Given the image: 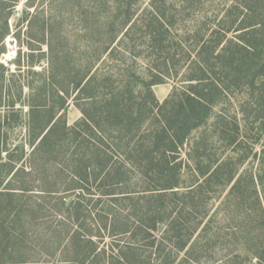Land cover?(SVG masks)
<instances>
[{"label":"rangeland","instance_id":"rangeland-1","mask_svg":"<svg viewBox=\"0 0 264 264\" xmlns=\"http://www.w3.org/2000/svg\"><path fill=\"white\" fill-rule=\"evenodd\" d=\"M258 1H251L256 13L264 9V0ZM249 2L0 0V264L257 263L250 253L264 247L257 205H249V196L243 205L245 197H234L243 174L257 176L264 168V96L258 97L256 84L226 88L207 120L191 131L177 158L176 195L158 197V175L146 171L133 154L145 144L140 132L149 129L156 101L187 83L184 76L193 62L187 49L193 45L195 27H203L201 33L208 37L223 17L238 8L244 15L243 5ZM129 16L131 22L124 26ZM157 20L169 28L163 31L164 48L150 46L144 28ZM172 56L179 61L170 76L154 68ZM122 69L147 80L159 71L163 78L151 86L155 103L149 98V114L142 123L133 114L130 131L99 140L80 123L78 105L85 100L78 98L73 81L94 71L117 87ZM210 74L225 82V74ZM107 87L99 88L100 96ZM62 88L68 91L63 92L66 108L57 116L64 123L59 128L69 131L57 133L54 149L36 151L37 141H28L61 105ZM139 97L129 95L124 109L134 113ZM218 115L225 119L222 139L214 124ZM196 140L204 148L202 162L226 160L230 176L224 173L206 186L187 154ZM115 141L126 144L124 154L114 148ZM84 167L87 173L76 180L75 172ZM93 169L95 174L102 170L97 177L88 176ZM257 191L262 194L259 184ZM75 251L84 253L81 260H75ZM192 255L199 260L188 261Z\"/></svg>","mask_w":264,"mask_h":264},{"label":"trees","instance_id":"trees-1","mask_svg":"<svg viewBox=\"0 0 264 264\" xmlns=\"http://www.w3.org/2000/svg\"><path fill=\"white\" fill-rule=\"evenodd\" d=\"M251 1L259 2L258 0H250L249 3L244 4L243 8L246 12L244 15L239 14L243 9L239 10L237 7V13L227 15L234 18L227 19V16H225L220 19L218 27L212 29L208 37L202 35L203 27L199 28L198 25L195 27L191 41L193 45L190 49H187L188 55L192 54L193 60L189 68V74L184 76L187 83L181 90L174 88L160 103L158 101L155 103L154 95L151 92V86L162 81L163 76L159 71H153L154 73L152 72L148 76L149 80H147L146 78H141L136 71L127 74L122 69L123 81L117 87L109 85L110 78H98L94 71L87 74V77H85V73L84 76L73 81L74 91L77 92L78 98L85 100L84 105H78L83 114V119L80 120V123L87 126L89 134L96 132L99 136L95 137L99 140H105L104 136L106 135L108 139H111L108 134L120 135L130 131L129 125L133 114L138 118L135 120L142 123L143 119H146L149 114L147 111L148 100L149 98L153 99L156 111L154 112L151 125L146 132H140L141 135L139 136L141 137L139 139L140 142L145 144L139 149L137 148L140 150L137 154H133L137 155L135 158L146 167V171L150 169L158 175L157 180L159 183L155 186V189L159 191L158 197L170 194L176 195L175 192L177 190L175 188H178L180 184L176 175L177 170L181 166L180 161L177 160L180 149L191 131L200 127L207 120L211 109L220 99V95L226 92V88L239 86V84L253 87L256 84V94L259 98L264 96V9L256 13ZM130 19L131 16L125 19L124 26L131 22ZM157 22L154 25L150 21L144 28L151 36L150 46L156 48L157 45H160L164 48L163 44L166 39L163 36V31L167 27L165 28L158 20ZM233 32L234 36L228 37V34ZM183 39L184 37H182ZM177 43L182 44L181 40ZM218 47L220 49L217 51ZM176 61L179 60H175V56H172L171 59L164 60L160 67L156 63L154 68L162 71L168 77L172 68L177 71V67H175ZM242 69L244 72H242ZM216 70L218 75L221 74L223 76L225 74L226 85H224L225 82L220 77L219 79L211 77L210 73L216 72ZM256 78L258 82L255 81ZM130 83L133 87L132 90L129 86ZM104 86H108L107 93L104 96H100L99 88ZM61 91L62 94L58 93L61 105L56 108L54 113L50 114L39 134L28 141L30 145H33L35 140L37 141L34 146L36 151L45 150L49 152L50 149H54L56 147L55 138H58L57 133L62 131L63 133L61 134H64V132L67 133L69 131H66L64 126L59 128V125H64V123H62L63 118L57 116V112L64 111L66 108L63 92L68 94L66 89L62 88ZM133 94L142 96L138 98V106L135 108L134 113L129 109H124V107L126 108L125 99H128V96ZM132 98L134 97L132 96ZM30 116H33V110H31ZM223 120L225 119L218 115L214 123L217 135L221 139V136H223L221 131ZM103 122L105 127L101 125ZM197 140L194 142L193 152L189 151L187 154L194 164L195 172L204 176L206 186H210L218 179L224 177V173L226 174L225 177L227 175L230 176L232 170L227 167L228 162L226 160L213 163L215 159H208L202 162L201 155H204V148L202 146L199 147ZM232 142L233 138L229 140V143ZM125 146L126 144L122 145L120 141H115L114 143V148L121 150L123 154L126 152ZM82 158L81 156L80 159L82 160ZM131 159H133V156L130 157V161L133 162ZM152 164L153 166L151 167ZM9 170L10 167L7 171ZM87 170V167H84L82 170L74 171L76 180L80 181L83 179ZM94 170L92 172L88 171V176L92 173L93 177H97V173L102 169H96L98 170L96 174ZM258 184L261 186L262 194L257 191ZM250 187L251 190H249ZM199 191L201 192V190ZM193 196L195 195L192 194L191 197L193 198ZM239 196L245 197V200L241 201V205L245 203L247 196H249L250 206L257 205V218L261 227H264V168L257 173V176L254 173H245L239 178L234 188V197L238 198ZM238 203H240L239 200ZM63 204L68 206V208L72 205L66 204L65 200ZM248 235H250V232ZM87 242L91 243L90 240ZM250 253L251 256L258 258V261L257 263L249 262L247 264H264V247L256 249V251L253 249ZM74 255L75 260L79 261L83 258L84 253L75 251ZM125 258L128 259V257ZM187 260L199 259H197L196 255H192ZM186 262L182 260L180 264ZM230 263L242 264L236 260H231Z\"/></svg>","mask_w":264,"mask_h":264},{"label":"bare ground","instance_id":"bare-ground-1","mask_svg":"<svg viewBox=\"0 0 264 264\" xmlns=\"http://www.w3.org/2000/svg\"><path fill=\"white\" fill-rule=\"evenodd\" d=\"M6 58H7V56L9 57V55H4Z\"/></svg>","mask_w":264,"mask_h":264},{"label":"water","instance_id":"water-1","mask_svg":"<svg viewBox=\"0 0 264 264\" xmlns=\"http://www.w3.org/2000/svg\"><path fill=\"white\" fill-rule=\"evenodd\" d=\"M70 200L67 201V204L69 203Z\"/></svg>","mask_w":264,"mask_h":264}]
</instances>
